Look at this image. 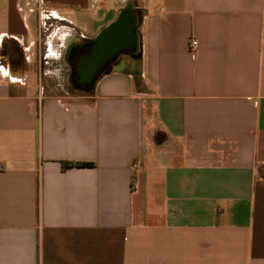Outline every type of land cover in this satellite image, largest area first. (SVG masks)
<instances>
[{"label":"crops","instance_id":"0c3cea01","mask_svg":"<svg viewBox=\"0 0 264 264\" xmlns=\"http://www.w3.org/2000/svg\"><path fill=\"white\" fill-rule=\"evenodd\" d=\"M0 264H264V0H0Z\"/></svg>","mask_w":264,"mask_h":264},{"label":"water","instance_id":"95a60500","mask_svg":"<svg viewBox=\"0 0 264 264\" xmlns=\"http://www.w3.org/2000/svg\"><path fill=\"white\" fill-rule=\"evenodd\" d=\"M136 16L131 6L126 7L117 19L108 25L96 38L95 62L87 65V69L94 71L106 59L119 54L124 50L136 47L138 35L136 29Z\"/></svg>","mask_w":264,"mask_h":264},{"label":"flooded vegetation","instance_id":"af4514ba","mask_svg":"<svg viewBox=\"0 0 264 264\" xmlns=\"http://www.w3.org/2000/svg\"><path fill=\"white\" fill-rule=\"evenodd\" d=\"M95 46L97 47V44ZM96 47H95V51L94 52H93V49H92V53H91V56L89 58L90 61L93 58V60L95 62V59H96L95 58ZM119 56H120V53L117 54V55H114V56H112V57H110L108 59H106L105 62H103L102 64H100L98 66V68L96 70H94V71H91V70L89 71L88 69H86V71H85V78H83L81 80V82L83 84L87 85L88 83L95 81L96 78L94 77V75H96L97 73H104L109 68V66L112 64V62L115 61V60H117L119 58ZM87 61H89V60H87ZM87 63L89 65L92 64V62H87Z\"/></svg>","mask_w":264,"mask_h":264},{"label":"rangeland","instance_id":"374dc122","mask_svg":"<svg viewBox=\"0 0 264 264\" xmlns=\"http://www.w3.org/2000/svg\"><path fill=\"white\" fill-rule=\"evenodd\" d=\"M135 32H137V30L135 29ZM62 64H60V63H56V64H53V67L56 69V68H58V66H59V68H60V66H61ZM124 66V62H122L119 66H118V68H121V67H123ZM54 69V70H55ZM41 70H42V68H41ZM61 70V69H60ZM55 71H53V73H54ZM59 75V74H58ZM46 82H52L53 84H55V85H62V83L64 82V79L63 78H61V76L59 75L57 78L56 77H53L52 79H48V78H46ZM45 84V80L42 78V82H41V84ZM51 83V84H52Z\"/></svg>","mask_w":264,"mask_h":264},{"label":"trees","instance_id":"16d2710c","mask_svg":"<svg viewBox=\"0 0 264 264\" xmlns=\"http://www.w3.org/2000/svg\"><path fill=\"white\" fill-rule=\"evenodd\" d=\"M134 51H130V52H127V53H133ZM64 166L66 168H69V167H90L92 166V164H89V163H65Z\"/></svg>","mask_w":264,"mask_h":264},{"label":"built area","instance_id":"2783aa9c","mask_svg":"<svg viewBox=\"0 0 264 264\" xmlns=\"http://www.w3.org/2000/svg\"><path fill=\"white\" fill-rule=\"evenodd\" d=\"M198 48H199V44H198L197 41H192V42L190 43V49H191V51H192L194 54L197 53Z\"/></svg>","mask_w":264,"mask_h":264}]
</instances>
